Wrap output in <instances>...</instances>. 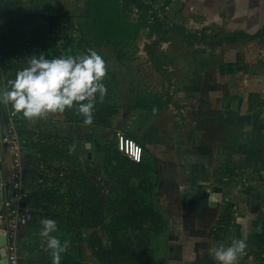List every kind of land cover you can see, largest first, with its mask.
Here are the masks:
<instances>
[{"label": "rangeland", "instance_id": "obj_1", "mask_svg": "<svg viewBox=\"0 0 264 264\" xmlns=\"http://www.w3.org/2000/svg\"><path fill=\"white\" fill-rule=\"evenodd\" d=\"M238 1L174 0L161 12L163 32L144 30L136 44L124 48H89L105 60L103 83L111 86L109 96L100 99L97 93L95 103L117 114L106 125L96 124L99 117L94 124H78L76 159L61 165L72 170L80 158L115 151L116 132L129 137L119 127L131 115V132L153 151L147 160L153 190L146 200L167 222L162 235L151 237L156 264H217L209 250L236 239L246 242L237 264H264L259 249L264 247V0ZM25 2L26 11L56 13L69 22L74 12L84 15L89 0ZM68 40L59 42L62 56L88 53H82L85 45L77 49ZM6 79L0 73V90L7 88ZM155 93L162 95L164 108H135L138 95ZM0 107L3 130L20 153L16 121L9 127L8 104ZM215 171L228 176L219 183ZM232 171H238L234 178ZM103 179L108 189L119 190L110 193L112 200L131 196L139 184L118 174ZM138 236L140 231L131 233L133 247ZM25 239L17 242L20 261L36 260L42 237L31 232Z\"/></svg>", "mask_w": 264, "mask_h": 264}, {"label": "trees", "instance_id": "obj_2", "mask_svg": "<svg viewBox=\"0 0 264 264\" xmlns=\"http://www.w3.org/2000/svg\"><path fill=\"white\" fill-rule=\"evenodd\" d=\"M173 1L89 0L84 15L77 16L74 12L69 16V22H65L63 16L56 13L26 11L25 0H0V73L7 76L6 87L8 81L27 66L30 56L41 53L47 58L62 56L59 42L65 37L72 40L77 49L82 50L85 45L84 54L92 47L117 49L134 45L144 30L163 32L165 23L161 20V12ZM133 13L139 16L137 20L132 19ZM259 36L260 31L253 38ZM147 49L152 54V48L148 46ZM106 88L104 97L107 98L111 86L106 85ZM165 104L162 95L142 94L137 96L135 108L153 111L164 108ZM106 108L95 103L91 124L99 117L96 124L106 125L110 117L117 114V111L109 113ZM8 110V125H15L16 121L15 130L21 145L20 164L16 170L22 177L23 202L34 216L26 227L39 234L41 219L51 218L57 222L58 230L52 235L61 243L70 242L67 252L62 253L61 264H84L88 260L96 264H156L151 237L162 235L167 222L146 200V194L153 190L150 165L145 159V146L134 133L129 132V137L143 146L142 163L133 162L119 152L115 135V151L106 149V152H98V157L80 158L77 166L69 170L61 163L71 164V160L76 159L74 151L80 142L77 127L84 119L76 107L35 120L24 118L20 122L18 117L22 115L14 114L11 119L10 104ZM109 124L112 126L111 122ZM13 134L11 131V136ZM237 173L229 174L234 178ZM109 174H118L129 182L136 179L138 187L131 196L112 200L110 193L119 190L116 185L108 189L103 176ZM221 176L228 174L215 171L214 179L219 183ZM116 204L119 207L111 210ZM3 216L8 225L7 212H2L0 217ZM225 227L226 221L221 220L219 228L222 232ZM139 231L142 237H137L138 244L133 247L131 233ZM259 249L264 252V247ZM38 250L39 258L33 264H53L46 238L42 237ZM255 256L259 257V254Z\"/></svg>", "mask_w": 264, "mask_h": 264}, {"label": "clouds", "instance_id": "obj_3", "mask_svg": "<svg viewBox=\"0 0 264 264\" xmlns=\"http://www.w3.org/2000/svg\"><path fill=\"white\" fill-rule=\"evenodd\" d=\"M26 63L27 66L8 81V88L0 90V103L10 104L13 114H21L27 120L76 107L84 117L83 123H92L97 93L100 99L107 93L103 83L107 68L98 52L89 49L82 56L54 58H47L42 53L34 54ZM40 224L39 234L47 240L53 264H61L62 253L67 252L70 242L65 240L61 243L57 236L52 235L58 230L54 219L43 218ZM245 248V240L236 239L230 246L221 244L209 251L217 264H237Z\"/></svg>", "mask_w": 264, "mask_h": 264}, {"label": "built area", "instance_id": "obj_4", "mask_svg": "<svg viewBox=\"0 0 264 264\" xmlns=\"http://www.w3.org/2000/svg\"><path fill=\"white\" fill-rule=\"evenodd\" d=\"M136 12L138 11L136 10ZM10 117L11 119L14 117L13 111L10 112ZM116 141L120 153L128 157L133 162H143L144 148L136 140L128 137L123 132L118 131L116 132ZM20 158V153H18L17 150L15 153L16 169L20 164ZM14 176L15 179L12 182L13 200L7 206L5 204V208L2 212H7V217L9 218L8 230L5 233L8 238L6 250L9 264H21L17 247V233L20 228L26 227L33 220L34 216L33 212L29 208H27V206L23 202L25 193L22 188L21 174L17 171ZM43 247L44 245L42 244L41 248Z\"/></svg>", "mask_w": 264, "mask_h": 264}, {"label": "water", "instance_id": "obj_5", "mask_svg": "<svg viewBox=\"0 0 264 264\" xmlns=\"http://www.w3.org/2000/svg\"><path fill=\"white\" fill-rule=\"evenodd\" d=\"M10 147L11 145L9 143V136L4 132L2 127L0 109V215L6 204L8 194L10 193L9 178L13 173L12 166L16 164L15 158H11L9 155ZM9 159L12 162V165H10ZM5 218V216L2 217L3 220H5ZM6 240V237L0 232V264H9L5 246Z\"/></svg>", "mask_w": 264, "mask_h": 264}, {"label": "crops", "instance_id": "obj_6", "mask_svg": "<svg viewBox=\"0 0 264 264\" xmlns=\"http://www.w3.org/2000/svg\"><path fill=\"white\" fill-rule=\"evenodd\" d=\"M234 1V0H233ZM243 2V0H239L237 3L240 5V2ZM251 1V0H250ZM233 3L234 2H229V4H231V5H233ZM250 5V4H249ZM248 5V6H249ZM248 6H247V9H248ZM250 7H251V5H250ZM250 9H252V8H250ZM248 13V12H247ZM251 16V15H247V21H248V18ZM248 22H250V21H248ZM129 118H131V115L130 116H128V119L126 120V121H124L123 122V125H122V127H119V128H121L122 130H124V132H127L128 134H129V132H131V129H130V124H129ZM118 127V126H117ZM78 128V127H77ZM7 132H10L9 131V128H8V131ZM78 132V134H77V138L80 140V138H79V131H77ZM134 133V132H133ZM7 134V133H6ZM9 134V133H8ZM10 135V134H9ZM134 135L138 138V135L137 134H135L134 133ZM142 142V141H141ZM10 145H11V147H10V149H9V155H10V157L11 158H15V153H16V151H17V147L15 146V144H13L11 141H10ZM145 149H146V154H145V159L146 160H148V157H150L151 156V154L153 153V151L151 150V148L149 147V146H146L145 147ZM12 170H13V173H12V175H11V177L9 178V183H10V193L8 194V197H7V201H6V206L8 205V204H10L11 202H12V200H13V184H12V182H13V180L15 179V173L17 172L16 171V165H14V166H12ZM5 208V207H4ZM5 220H3L2 218H0V232H1V234L2 235H4L5 237H6V245L8 244V238H7V235L5 234L6 233V231L8 230V225L7 224H5V222H4ZM31 229H29V228H27V227H22V228H20L19 230H18V233H17V242H18V240L20 241V242H24V244L25 243H27L26 242V239H25V234L27 233L28 234V236H30L31 235ZM5 245V246H6ZM87 254L88 255H91V252H87ZM20 262H22V264H33L34 263V259H32L31 257H27V259L26 260H21ZM91 262H90V260H88V261H85L84 262V264H90Z\"/></svg>", "mask_w": 264, "mask_h": 264}, {"label": "bare ground", "instance_id": "obj_7", "mask_svg": "<svg viewBox=\"0 0 264 264\" xmlns=\"http://www.w3.org/2000/svg\"><path fill=\"white\" fill-rule=\"evenodd\" d=\"M9 163H10V165H12V162L10 161V159H9Z\"/></svg>", "mask_w": 264, "mask_h": 264}]
</instances>
